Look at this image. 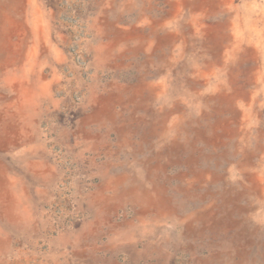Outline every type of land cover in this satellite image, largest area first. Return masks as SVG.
Here are the masks:
<instances>
[{"label":"rangeland","instance_id":"1","mask_svg":"<svg viewBox=\"0 0 264 264\" xmlns=\"http://www.w3.org/2000/svg\"><path fill=\"white\" fill-rule=\"evenodd\" d=\"M0 264H264V0H0Z\"/></svg>","mask_w":264,"mask_h":264}]
</instances>
